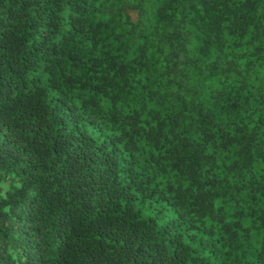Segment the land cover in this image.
Masks as SVG:
<instances>
[{
  "label": "trees",
  "instance_id": "16d2710c",
  "mask_svg": "<svg viewBox=\"0 0 264 264\" xmlns=\"http://www.w3.org/2000/svg\"><path fill=\"white\" fill-rule=\"evenodd\" d=\"M0 264H264V0H0Z\"/></svg>",
  "mask_w": 264,
  "mask_h": 264
}]
</instances>
